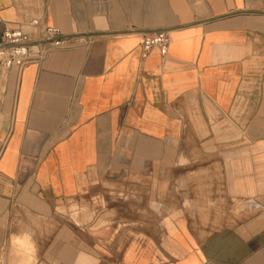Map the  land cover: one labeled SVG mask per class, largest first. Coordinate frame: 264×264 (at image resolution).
<instances>
[{
    "label": "crops",
    "instance_id": "obj_1",
    "mask_svg": "<svg viewBox=\"0 0 264 264\" xmlns=\"http://www.w3.org/2000/svg\"><path fill=\"white\" fill-rule=\"evenodd\" d=\"M34 18L83 41L0 71V264H264V0H0V42Z\"/></svg>",
    "mask_w": 264,
    "mask_h": 264
},
{
    "label": "built area",
    "instance_id": "obj_2",
    "mask_svg": "<svg viewBox=\"0 0 264 264\" xmlns=\"http://www.w3.org/2000/svg\"><path fill=\"white\" fill-rule=\"evenodd\" d=\"M82 41L64 35L59 28L49 26L43 19L34 18L26 23L7 26L0 42V71L22 70L36 60L29 54L33 44L39 47L41 54L37 60H40L53 50L72 48ZM171 41L165 31L145 35L141 43L142 57L146 58L153 50L167 57Z\"/></svg>",
    "mask_w": 264,
    "mask_h": 264
}]
</instances>
